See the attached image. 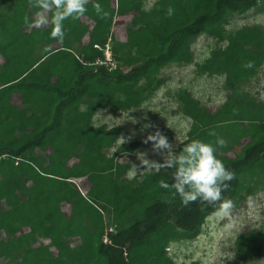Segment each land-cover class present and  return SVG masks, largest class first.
Segmentation results:
<instances>
[{"label": "trees", "instance_id": "16d2710c", "mask_svg": "<svg viewBox=\"0 0 264 264\" xmlns=\"http://www.w3.org/2000/svg\"><path fill=\"white\" fill-rule=\"evenodd\" d=\"M259 1L154 0L146 9L144 0H87L83 15L63 22L67 37L59 40L52 34L55 9L0 0V183L11 189L0 188V264H172L168 245L199 235L220 202L185 207L173 189L160 187L171 182V169L128 179L129 165L106 154L124 127L93 124L99 109L137 111L165 82L153 74L169 62L189 64L199 37L226 42L196 69L222 76L227 94L214 111L189 91L178 94L191 125L175 150L192 139L212 143L235 174L222 193L231 201L243 188L241 175L264 172V99L241 87L264 69V28L224 29ZM119 19L127 30L122 41ZM107 45L114 69L95 63ZM58 51L63 55L55 58ZM85 178L94 179L80 187L76 181ZM88 184L93 193L86 197L81 188ZM263 245L261 229L235 240L242 262L256 259Z\"/></svg>", "mask_w": 264, "mask_h": 264}, {"label": "rangeland", "instance_id": "374dc122", "mask_svg": "<svg viewBox=\"0 0 264 264\" xmlns=\"http://www.w3.org/2000/svg\"><path fill=\"white\" fill-rule=\"evenodd\" d=\"M154 0H144L145 8H149ZM121 20L118 28V41L127 38L126 23ZM261 25L264 28V0H260L255 9L242 15H232L225 24L224 29L233 33L247 25ZM67 37L64 31L63 40ZM54 43L52 46H58ZM226 42L217 43L207 37H199L192 43L193 60L189 64L169 62L153 77L163 78L165 82L160 85L154 95L144 102L137 111L113 112L99 109L93 124H105L108 128L121 125L124 131L115 144L106 150L108 157L115 161L127 163L129 169L126 177L131 179L142 173L156 172L159 169L152 163H162L166 159L167 150H154L153 143L148 142L147 136L156 130L162 132L174 146L186 139L191 121L180 110L178 94L189 91L192 97L197 99L209 111L217 109L225 100L227 94L223 87L224 78L219 75L206 76L197 73L196 65L201 64L215 46H225ZM62 52L54 53L55 58L62 56ZM244 90L251 95H258V99H264V69L258 76L241 84ZM9 108H13L9 97H5ZM149 125V127H145ZM228 158V156L226 155ZM148 161V163L146 162ZM85 179L77 180L81 187ZM243 188L232 200L233 209L229 215L217 212L208 216L201 228L199 235L193 240L177 239L165 249L172 264H264V245L258 257L249 262H242L237 255L235 240L237 236L246 230L261 229L264 232V172L245 173L241 175ZM89 184L82 189L83 194L89 197ZM88 187V188H87ZM0 188L11 191L9 182L2 181ZM86 190V191H85ZM89 192V193H88ZM1 224V222H0ZM42 242L47 244V240Z\"/></svg>", "mask_w": 264, "mask_h": 264}, {"label": "clouds", "instance_id": "9594fccd", "mask_svg": "<svg viewBox=\"0 0 264 264\" xmlns=\"http://www.w3.org/2000/svg\"><path fill=\"white\" fill-rule=\"evenodd\" d=\"M86 4L87 0H37L36 6L45 11L55 9L52 34L62 39L64 36L63 22L69 17L78 18L83 15L87 11ZM94 7L101 17L107 15L99 3H96ZM172 14L173 9L168 8L167 15ZM44 22L45 18L40 15V23ZM147 141L154 142L152 145L154 150H167L166 159L162 163H152V165L156 168L173 170L171 182L162 180L161 188L173 189L185 207L197 200L202 204H214L219 201L217 211L225 215L231 213L234 207L233 202L224 198L222 193L229 188L228 182L234 178L235 174L226 168L223 161L216 156V149L212 143L192 139L177 151L159 130L149 134ZM216 144L222 146L225 141L217 138Z\"/></svg>", "mask_w": 264, "mask_h": 264}, {"label": "built area", "instance_id": "2783aa9c", "mask_svg": "<svg viewBox=\"0 0 264 264\" xmlns=\"http://www.w3.org/2000/svg\"><path fill=\"white\" fill-rule=\"evenodd\" d=\"M95 63L99 64V65L107 66L109 69H114L116 67V63H115V60L113 58V54H112L111 49L108 45L106 46L105 51H104V60L103 61L97 60ZM109 231H111V229H109ZM103 242L104 243L108 242V238L106 235L103 236Z\"/></svg>", "mask_w": 264, "mask_h": 264}]
</instances>
